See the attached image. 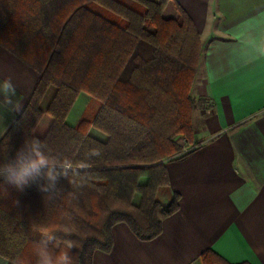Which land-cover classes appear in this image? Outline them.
I'll return each mask as SVG.
<instances>
[{"label": "trees", "instance_id": "trees-1", "mask_svg": "<svg viewBox=\"0 0 264 264\" xmlns=\"http://www.w3.org/2000/svg\"><path fill=\"white\" fill-rule=\"evenodd\" d=\"M171 2L0 0V45L39 74L0 138V256L11 264H55L63 251L94 264L112 250L114 225L151 241L178 210L164 160L185 156L177 137L193 136L202 42ZM81 92L98 106L71 126ZM25 170L21 190L10 182ZM200 261L232 264L210 249Z\"/></svg>", "mask_w": 264, "mask_h": 264}, {"label": "crops", "instance_id": "crops-1", "mask_svg": "<svg viewBox=\"0 0 264 264\" xmlns=\"http://www.w3.org/2000/svg\"><path fill=\"white\" fill-rule=\"evenodd\" d=\"M193 20L202 51L191 90L193 139L185 156L164 160L179 208L162 231L140 241L124 223L94 264H202L210 249L236 264H264V0H172ZM38 72L0 45V138L23 109ZM88 95L81 92L77 98ZM89 96V95H88ZM66 121L79 119L72 110ZM15 105V108L13 107ZM0 264H11L0 256Z\"/></svg>", "mask_w": 264, "mask_h": 264}, {"label": "rangeland", "instance_id": "rangeland-1", "mask_svg": "<svg viewBox=\"0 0 264 264\" xmlns=\"http://www.w3.org/2000/svg\"><path fill=\"white\" fill-rule=\"evenodd\" d=\"M172 9L173 8H170L169 9V11L167 12L168 15H173V13H172L173 10ZM52 93H53V90L50 88L46 92V94H45V96H44V98L42 100V106H45L49 102V100H50V98L52 96ZM196 103H197V100H195V108H194V111H193V119H194L195 110H196ZM90 106H91V109H90ZM97 106H98V103H94V99H92L90 96H88V95L87 96L86 95L85 96L82 95L80 98H77V102H76V104H75V106H74V108H73V110H72L71 113H72L73 116H74V114L76 115V113L79 116H81L85 111H87V112H93ZM192 123H193L192 124L193 125V131H194V120L192 121ZM91 132L94 135H96V136L102 137V134H100L95 129H92ZM192 139H193V136H192ZM191 140H187L184 136L177 137V142L182 146L183 152H184V149H186L189 146V143H190ZM145 180H146L145 177L140 178V182L141 183H144ZM139 198H140L139 195L138 194H135L133 201L135 203H138L139 202ZM160 199L164 202V204H166V200L167 199H166V196H165L164 193H160Z\"/></svg>", "mask_w": 264, "mask_h": 264}, {"label": "clouds", "instance_id": "clouds-1", "mask_svg": "<svg viewBox=\"0 0 264 264\" xmlns=\"http://www.w3.org/2000/svg\"><path fill=\"white\" fill-rule=\"evenodd\" d=\"M0 94L6 97L5 102L7 104H12L11 97L15 95V87L12 85L11 81H5L3 87L0 88ZM15 108V105L13 106ZM99 153H97L98 155ZM27 174V171H22L15 178L10 182L12 185L16 186L17 188L21 189L19 185L24 182V176ZM42 191V190H41ZM74 246L72 241H68L66 243V247L71 249ZM16 264V261L14 262ZM42 264H53L52 259L49 257L48 259L44 260ZM55 264H73L72 257L68 254V251H63L60 253H56Z\"/></svg>", "mask_w": 264, "mask_h": 264}]
</instances>
